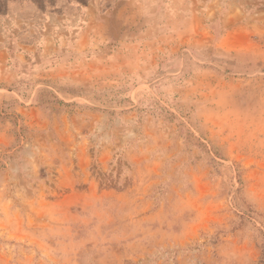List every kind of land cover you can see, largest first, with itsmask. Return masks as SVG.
Masks as SVG:
<instances>
[{
    "label": "rangeland",
    "instance_id": "1",
    "mask_svg": "<svg viewBox=\"0 0 264 264\" xmlns=\"http://www.w3.org/2000/svg\"><path fill=\"white\" fill-rule=\"evenodd\" d=\"M0 264H264V0H0Z\"/></svg>",
    "mask_w": 264,
    "mask_h": 264
}]
</instances>
